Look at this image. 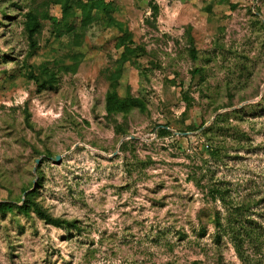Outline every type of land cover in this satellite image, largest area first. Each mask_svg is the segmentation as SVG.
Masks as SVG:
<instances>
[{
	"label": "rangeland",
	"instance_id": "1",
	"mask_svg": "<svg viewBox=\"0 0 264 264\" xmlns=\"http://www.w3.org/2000/svg\"><path fill=\"white\" fill-rule=\"evenodd\" d=\"M0 202V264H264V0H0Z\"/></svg>",
	"mask_w": 264,
	"mask_h": 264
},
{
	"label": "trees",
	"instance_id": "2",
	"mask_svg": "<svg viewBox=\"0 0 264 264\" xmlns=\"http://www.w3.org/2000/svg\"><path fill=\"white\" fill-rule=\"evenodd\" d=\"M84 14L85 18L84 20L88 22L91 21V13L93 11V7L89 3H81L79 7ZM40 29V24L39 21H37L36 17L33 15L28 16V21L26 24V30L28 33V39L30 41L31 47L36 48V40L35 37L38 34ZM78 44V42H77ZM75 60L79 61L80 58L78 54L74 55ZM192 58L194 61H197V55L195 52H192ZM141 106V103L138 99H132V98H119L116 92H111L107 96V111L109 114H114V113H128L134 108H138ZM168 132L166 129L161 130V134H167ZM216 195H218L219 199L223 201L224 203L226 202V195L228 194V191H221L219 189H216L214 191ZM245 205L239 206L240 210H244ZM13 205L8 203V202H0V213H6V212H12L13 211ZM38 214L48 223L53 224L55 226H62L66 225L68 226L69 224L65 221H60V220H53L51 219L48 215L43 213L42 211L37 208ZM71 226V225H69ZM68 226V227H69ZM243 229H245L243 227Z\"/></svg>",
	"mask_w": 264,
	"mask_h": 264
},
{
	"label": "water",
	"instance_id": "3",
	"mask_svg": "<svg viewBox=\"0 0 264 264\" xmlns=\"http://www.w3.org/2000/svg\"><path fill=\"white\" fill-rule=\"evenodd\" d=\"M59 160H60V157L57 158V161H59Z\"/></svg>",
	"mask_w": 264,
	"mask_h": 264
}]
</instances>
